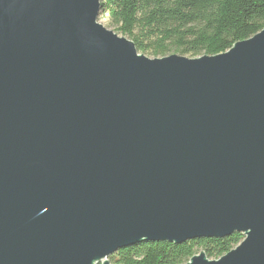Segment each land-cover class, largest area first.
<instances>
[{
	"label": "water",
	"instance_id": "obj_1",
	"mask_svg": "<svg viewBox=\"0 0 264 264\" xmlns=\"http://www.w3.org/2000/svg\"><path fill=\"white\" fill-rule=\"evenodd\" d=\"M98 6L0 0V264H110L234 233L187 264H264V29L151 59Z\"/></svg>",
	"mask_w": 264,
	"mask_h": 264
},
{
	"label": "trees",
	"instance_id": "obj_2",
	"mask_svg": "<svg viewBox=\"0 0 264 264\" xmlns=\"http://www.w3.org/2000/svg\"><path fill=\"white\" fill-rule=\"evenodd\" d=\"M112 31L153 59L217 56L264 29V0H103ZM244 235L199 238L182 244L142 242L119 250L110 264H187L204 252L218 260Z\"/></svg>",
	"mask_w": 264,
	"mask_h": 264
},
{
	"label": "rangeland",
	"instance_id": "obj_3",
	"mask_svg": "<svg viewBox=\"0 0 264 264\" xmlns=\"http://www.w3.org/2000/svg\"><path fill=\"white\" fill-rule=\"evenodd\" d=\"M98 4H99V6H98L97 13L95 16V23L97 25H101L102 27H104L107 30L112 31L113 30L112 26L109 24V20H111L112 17L108 16V10H107L108 8L105 9L103 7V0H98ZM146 57H148V56H146ZM148 58H151V57H148ZM151 59H153V58H151Z\"/></svg>",
	"mask_w": 264,
	"mask_h": 264
}]
</instances>
